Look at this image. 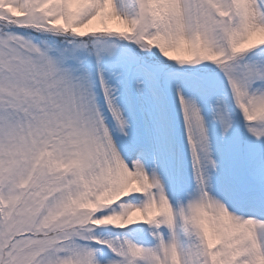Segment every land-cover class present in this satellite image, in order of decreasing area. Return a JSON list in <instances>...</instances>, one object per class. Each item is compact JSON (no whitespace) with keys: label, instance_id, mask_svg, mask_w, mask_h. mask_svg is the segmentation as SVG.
Instances as JSON below:
<instances>
[{"label":"snow or ice","instance_id":"snow-or-ice-1","mask_svg":"<svg viewBox=\"0 0 264 264\" xmlns=\"http://www.w3.org/2000/svg\"><path fill=\"white\" fill-rule=\"evenodd\" d=\"M0 264H264V0H0Z\"/></svg>","mask_w":264,"mask_h":264}]
</instances>
